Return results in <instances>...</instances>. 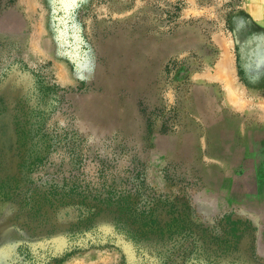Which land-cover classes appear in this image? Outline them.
I'll list each match as a JSON object with an SVG mask.
<instances>
[{
	"label": "rangeland",
	"instance_id": "rangeland-1",
	"mask_svg": "<svg viewBox=\"0 0 264 264\" xmlns=\"http://www.w3.org/2000/svg\"><path fill=\"white\" fill-rule=\"evenodd\" d=\"M193 4L202 42L223 0L1 12L0 264H264L262 68L188 50Z\"/></svg>",
	"mask_w": 264,
	"mask_h": 264
},
{
	"label": "crops",
	"instance_id": "crops-1",
	"mask_svg": "<svg viewBox=\"0 0 264 264\" xmlns=\"http://www.w3.org/2000/svg\"><path fill=\"white\" fill-rule=\"evenodd\" d=\"M224 7L223 13L227 11H233L234 13V20L230 21L226 19V16L221 13L219 14L222 24L219 27H216V30H212L209 35L202 36L204 39L202 42H198L195 38V34H191L193 36L192 40H189L190 32L189 30H194L196 25L195 15L197 12L196 6L193 4L192 7L187 5L186 8V18H187V25H186V33H187V41H186V48L188 50L194 52H200L202 54L206 53V57L212 58V49L208 48L203 49L204 41L212 46L214 49L218 50V57L222 58L223 61L228 62L231 71V76H235L239 78V73L237 72V66L235 64L234 56H232V47L233 45H237L239 48H242L244 54H246V62L251 60L261 66L262 73H259L258 76L264 77V49L257 50V56L255 59L251 58L249 52L255 50L256 45H263L264 46V0H223ZM223 14V16H222ZM241 19L238 21V19ZM191 19V20H188ZM190 24L191 27H190ZM194 32V31H193ZM197 32V31H196ZM192 33V31H191ZM231 34L233 36L232 41L230 40ZM197 35V34H196ZM198 37L200 35H197ZM203 46V47H202ZM254 46L253 48H251ZM264 48V47H263ZM256 51V50H255ZM250 68V66H248ZM236 68V69H235ZM236 82L234 81V86H236ZM244 86V90L250 93H259L262 92L261 89H255L253 87ZM242 89H240L241 91ZM239 90H235L238 92ZM241 101H239L238 96L236 95L235 98H231L228 100V107H237ZM258 106L260 108H264V97H260L258 99Z\"/></svg>",
	"mask_w": 264,
	"mask_h": 264
},
{
	"label": "bare ground",
	"instance_id": "bare-ground-1",
	"mask_svg": "<svg viewBox=\"0 0 264 264\" xmlns=\"http://www.w3.org/2000/svg\"><path fill=\"white\" fill-rule=\"evenodd\" d=\"M111 47V46H110ZM117 48L116 47H111V51H110V53L112 54V56H113V58H115V56H116V54H117V51L118 50H116ZM145 64V63H144ZM113 70L116 72L117 70H116V67L114 66V63H113ZM145 71H146V68H145ZM142 72V71H141ZM141 72H140V75H142V76H144L143 74H141ZM118 75V73L116 72V76ZM141 76V77H142ZM140 78V77H139ZM111 82H112V86L114 87V86H119V85H121L122 83H123V79H122V77L121 76H117L116 78H112L111 80H110ZM138 81V80H137ZM136 81V82H137ZM139 82V81H138ZM141 83V82H140ZM142 86V85H141ZM145 86V85H144ZM142 90V89H141ZM95 104V103H94ZM208 121V120H207ZM210 128V127H209ZM210 133L212 134V137L214 138V137H216L217 138V136L219 135V132L212 126V128H211V130H210Z\"/></svg>",
	"mask_w": 264,
	"mask_h": 264
},
{
	"label": "trees",
	"instance_id": "trees-1",
	"mask_svg": "<svg viewBox=\"0 0 264 264\" xmlns=\"http://www.w3.org/2000/svg\"><path fill=\"white\" fill-rule=\"evenodd\" d=\"M16 2L17 0H0V14L3 10L7 9L10 6H13ZM121 264H128L126 262V257L123 258Z\"/></svg>",
	"mask_w": 264,
	"mask_h": 264
}]
</instances>
